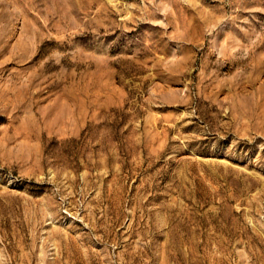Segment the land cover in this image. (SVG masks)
<instances>
[{"label":"rangeland","instance_id":"1","mask_svg":"<svg viewBox=\"0 0 264 264\" xmlns=\"http://www.w3.org/2000/svg\"><path fill=\"white\" fill-rule=\"evenodd\" d=\"M0 264H264V0H0Z\"/></svg>","mask_w":264,"mask_h":264}]
</instances>
